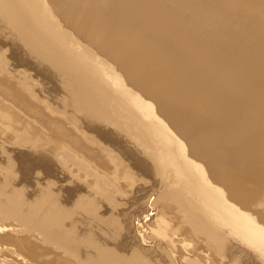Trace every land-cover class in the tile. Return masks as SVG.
Instances as JSON below:
<instances>
[{"label": "bare ground", "instance_id": "1", "mask_svg": "<svg viewBox=\"0 0 264 264\" xmlns=\"http://www.w3.org/2000/svg\"><path fill=\"white\" fill-rule=\"evenodd\" d=\"M0 21L62 74L66 91L64 114L45 127L50 157L43 212L36 201L25 209L18 193L0 198V245L13 246L22 256L0 264H264V219L249 202L256 193L252 183L263 176L253 181L257 174L252 171L243 178L222 161V151L208 155L204 149L221 143L219 110L211 107L205 114L187 95L166 93L164 83L146 85L138 69L124 77L65 29L47 0H0ZM112 32H100L95 40L116 57L130 58ZM130 82L152 99L130 89ZM206 116L214 119L212 128L198 125L196 118ZM190 121L198 138L190 135ZM229 138L235 148L236 136ZM131 172L138 180L159 183L165 205L158 208V201L149 199L143 204L136 196L133 212L118 220V179ZM153 210L154 216L145 215ZM113 221L109 237L104 227ZM116 234L131 251L126 253Z\"/></svg>", "mask_w": 264, "mask_h": 264}, {"label": "rangeland", "instance_id": "2", "mask_svg": "<svg viewBox=\"0 0 264 264\" xmlns=\"http://www.w3.org/2000/svg\"><path fill=\"white\" fill-rule=\"evenodd\" d=\"M263 1L47 0L62 26L83 45L96 51L100 59L106 60L111 68L115 67L124 77L127 70L138 69L146 78V85L164 83L168 87L166 93L177 92L181 97L187 95V98L198 101V111L205 114L211 113V107L219 110L224 121L220 127L224 130L221 143L214 148L210 142L204 146L205 152L212 155L217 150L222 151V161L228 165L233 164L234 171L241 177L244 178L252 171L256 173L253 181L258 176L264 177ZM69 23L75 25L71 24L70 27ZM110 29L113 31L112 36H119L115 38L125 45L130 58L116 57L117 54L110 52L103 42L95 40L94 35L107 33ZM38 59L19 40L12 28L0 21V185L3 184L0 186V198L5 199L6 192L16 196L17 193L21 194L26 200L25 209L36 201L41 204L39 213H42L50 157L48 146L45 147L48 145L45 127L48 121L64 114L61 108L66 91L62 74ZM128 85L145 99H152L149 98L151 96L147 97L145 90H141V86L133 83ZM196 119L202 128L206 125L212 128V117ZM192 124L193 121H190L189 130L194 138L197 128H192ZM231 135L236 136L235 148L230 146L234 145L229 141ZM263 177L252 183L254 186L251 188H254L251 191L256 192L253 198L257 199L249 201L251 210L261 219H264ZM118 182L120 190L115 193V198L118 202L116 208L121 210H117V213L121 214L114 216L118 220L133 212L136 196H141L143 204L149 199L150 203L158 201L156 207H164L165 200L159 199V183L154 185L150 181L138 180L132 172L125 174ZM110 213H106L107 218ZM154 214L155 210L145 215L152 217ZM140 219L135 220V223ZM261 223L264 225V220ZM114 224L115 221L104 227L109 237L114 232ZM114 238L122 241L119 234L114 235ZM121 246L126 253L132 249L126 241H122ZM12 258L21 259L22 256L18 255L13 246L0 245V262Z\"/></svg>", "mask_w": 264, "mask_h": 264}]
</instances>
